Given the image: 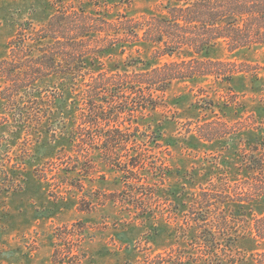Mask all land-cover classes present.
Listing matches in <instances>:
<instances>
[{"label": "rangeland", "instance_id": "374dc122", "mask_svg": "<svg viewBox=\"0 0 264 264\" xmlns=\"http://www.w3.org/2000/svg\"><path fill=\"white\" fill-rule=\"evenodd\" d=\"M168 3L186 7V0H0V59L13 58L10 46L24 25L39 29L60 11L88 18L58 35L67 46L76 39L91 58L87 79L128 73L140 75L136 84L144 87L150 66L175 77L157 94L160 107L137 119V144L111 163L102 151L81 157L67 139L51 137L54 119L74 126L80 91L64 90L63 79L53 77L38 101L9 103L0 75V264H144L157 256L158 264H208L206 230L224 221L230 230L217 239L225 248L211 262L231 264L228 250L230 259L254 264L262 247L252 228L264 203L243 213L238 201L253 199L264 181V171L250 169L254 157L264 159V45L230 52L220 40L208 54L178 49L168 28L179 25L194 38L190 12L164 23L175 21ZM138 25L141 39L127 32ZM137 153L151 158L127 171L140 160L126 155ZM200 213L208 220L197 225Z\"/></svg>", "mask_w": 264, "mask_h": 264}, {"label": "trees", "instance_id": "16d2710c", "mask_svg": "<svg viewBox=\"0 0 264 264\" xmlns=\"http://www.w3.org/2000/svg\"><path fill=\"white\" fill-rule=\"evenodd\" d=\"M179 2L183 3V0H178ZM179 4L172 6L168 3L175 21L162 19L164 23L177 24L176 21L178 22L182 14L187 13L186 11L190 12V14L187 13L186 20L191 23L189 33L194 38L186 37L179 29V25L168 28L176 31L170 36L179 41L181 46L178 49L184 47L182 44H186L185 47L192 48L197 54H208L220 40L229 44L230 52L264 45V0H186L185 9ZM61 13L58 11L47 24L39 29L33 24H26L21 28L16 40L10 46L11 52L15 53L13 58L11 60L0 59V75L6 82L1 92L2 98L9 103L18 102L19 98L38 101L40 86L47 79L61 77L64 90L71 93L80 91L79 93L83 96L80 98L82 99L80 105L75 106L77 118L73 120L74 126L71 127L65 119L55 124L57 119H54V123L52 122L49 126L53 130L51 137L55 141L62 138L67 139L69 143L79 148L78 154L81 157L89 158L93 150H99L102 151V157L106 161L114 163L124 157L121 150L127 151L130 144H137L139 134L138 127H135L137 119L160 107L157 94L166 93L175 77L172 76V71H165L162 74L159 67L150 66L148 73L144 74V87L136 84L135 79L140 75L134 76L128 73L117 72L112 75L105 73L98 78L87 79L86 76L91 77L89 73V65L93 64L91 58L79 51L82 47L77 46L76 39L69 40L71 46H67L58 40L60 38L58 35L61 32H70L77 25L85 26L81 21L88 20V18L69 17L66 19L65 14ZM152 27L155 28L154 25ZM141 30L138 25L130 27L127 32L141 39ZM145 32L151 35V27H148ZM196 32L200 34L196 35ZM45 41L48 44L42 45ZM159 41L163 42L162 39ZM164 49L167 50L166 47ZM39 51L40 55L34 54ZM172 53L174 52L169 51L168 54L172 55ZM24 70L25 73H23ZM47 84L44 88L48 87ZM21 89L24 90L22 94ZM132 95H135V99L131 98ZM60 99L63 100V93H60ZM104 125L107 126L104 128L102 127ZM58 129L61 135H58ZM126 157L140 160L137 164L133 161L128 164L126 167L128 171L129 168L137 170L141 162L146 164L151 155L137 153L136 155L127 154ZM250 169L257 172L264 171V159L254 157ZM83 171L86 172V169ZM256 184L261 189L257 190L260 191L259 194L253 195V199L248 200V194L243 193L244 195H241L238 201V207L243 213L248 204L252 206V203L255 205L264 203V192H262L264 181ZM198 207H192L193 214H196L194 211L199 210ZM206 220H208L206 216L198 215L195 223L198 225ZM252 229L254 239L259 247H262L261 251L252 256L254 264H264V216H255ZM221 230H230L226 221L219 229L206 230L209 232L210 239L205 240L204 245L211 250L208 259H205L208 264H219L212 263L211 258L219 252L221 247L225 248L217 239ZM230 246L233 247V245ZM224 257L231 264L245 262V258L230 259L232 257L228 255V250L224 252ZM154 258L155 262L150 263L148 258L144 264H158L156 260H160L161 256Z\"/></svg>", "mask_w": 264, "mask_h": 264}]
</instances>
